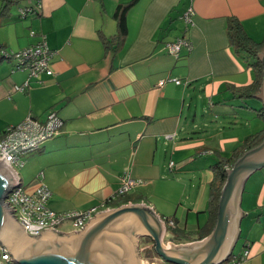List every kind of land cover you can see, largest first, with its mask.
Returning <instances> with one entry per match:
<instances>
[{
    "label": "crops",
    "instance_id": "obj_1",
    "mask_svg": "<svg viewBox=\"0 0 264 264\" xmlns=\"http://www.w3.org/2000/svg\"><path fill=\"white\" fill-rule=\"evenodd\" d=\"M129 1L20 0L33 5L20 17L0 8V50L17 51L45 36L53 51V73L30 78L23 90L14 86L27 71L12 70L11 60L0 70V136L29 114L44 120L55 111L64 121L61 131L13 166L23 187L33 189L42 173L48 206L57 212L146 204L174 222H163L164 244L197 242L209 219L212 165L263 126L262 100L238 95L254 70L230 46L226 28L233 16L253 40H263L264 0H134L122 41L106 48L117 32L114 12ZM190 3L194 13L186 24L182 14ZM181 36L191 47L175 57L166 43ZM174 77L181 83L169 80ZM26 164L28 175L21 177ZM125 176L142 182L118 194ZM56 231L79 230L66 219ZM236 231L226 260L264 264V166L244 183ZM154 259L149 264L161 258Z\"/></svg>",
    "mask_w": 264,
    "mask_h": 264
},
{
    "label": "water",
    "instance_id": "obj_2",
    "mask_svg": "<svg viewBox=\"0 0 264 264\" xmlns=\"http://www.w3.org/2000/svg\"><path fill=\"white\" fill-rule=\"evenodd\" d=\"M263 76L256 97L264 105V51L259 54ZM264 166V140L246 150L226 170L210 233L190 246L163 243L164 223L146 204H125L95 214L79 231L42 229L28 235L7 205L16 183L12 169L0 159V245L11 253L8 264H141L136 238L150 236L155 253L175 264H220L231 254L238 232L239 202L244 183ZM139 238V237H138Z\"/></svg>",
    "mask_w": 264,
    "mask_h": 264
},
{
    "label": "built area",
    "instance_id": "obj_3",
    "mask_svg": "<svg viewBox=\"0 0 264 264\" xmlns=\"http://www.w3.org/2000/svg\"><path fill=\"white\" fill-rule=\"evenodd\" d=\"M32 8L33 5L29 3L28 6L20 8L19 13L25 16ZM193 13V6L190 3L182 16L186 24L192 22ZM190 47V41L184 36L177 37L174 41L166 43L167 51L175 57L181 54L182 49L187 50ZM0 53L7 59L14 61L12 70H25L28 73V79L14 86L16 90H23L27 87L32 77H38L42 73L46 75L53 73L50 67V58L53 51L48 48L45 36H42L37 43L17 51L11 50L7 52L6 50H0ZM169 80L179 83V79L175 77L169 78ZM164 82L165 79L159 80L158 86H161ZM63 124V119L55 111H50L44 120H39L29 114L20 123L7 126L0 137V159L13 170L16 176V183L7 193L5 202H7L9 207H12V215L19 225L23 226L26 234L30 236L39 234L42 229L57 230L58 226L66 219L71 221L75 229L81 230L95 214L93 213L94 208L64 212L52 210L48 206L51 191L42 181V173H40L39 183L33 189L28 190L23 187L18 174L13 169V166L22 165L20 158L22 154L37 149L43 141L57 135L61 131ZM170 136L172 134L166 135V137ZM226 168L228 169L229 167ZM137 183H139V179L125 176L117 193H126ZM162 221L164 222L165 220ZM166 222L170 225L174 223L172 219L164 223ZM248 252V249L244 250L238 259H244ZM11 258L10 253L0 247V264H8L7 261L11 263ZM236 262L237 259L233 257L220 264H235Z\"/></svg>",
    "mask_w": 264,
    "mask_h": 264
},
{
    "label": "trees",
    "instance_id": "obj_4",
    "mask_svg": "<svg viewBox=\"0 0 264 264\" xmlns=\"http://www.w3.org/2000/svg\"><path fill=\"white\" fill-rule=\"evenodd\" d=\"M133 1L134 0H130L129 2L121 3L117 6L114 12V17L117 21V32L110 40L107 41L106 48L108 46L110 47V42L116 41L117 43H120L122 41L123 36L126 34L125 12L128 7L132 5ZM226 30L230 46L233 47L236 54L244 58H249L251 60L249 65L254 70L253 81L248 86L242 87L239 90L240 93L238 95L242 97H253L259 92L262 82L263 65L259 60V53L264 51V38L261 41L253 40L244 30L240 20L233 16L229 17ZM119 45L115 49H117ZM258 115L263 121L261 129L244 139L241 144L235 147L227 157L221 158L211 167L213 177L209 182V219L199 228L197 239L204 238L214 226L217 216L219 196L226 180V167H231L244 151L258 145L262 140H264V106H261L258 109Z\"/></svg>",
    "mask_w": 264,
    "mask_h": 264
},
{
    "label": "rangeland",
    "instance_id": "obj_5",
    "mask_svg": "<svg viewBox=\"0 0 264 264\" xmlns=\"http://www.w3.org/2000/svg\"><path fill=\"white\" fill-rule=\"evenodd\" d=\"M24 2V1H23ZM23 2H20V0H1V5H0V8H1V11H3L4 9H6L7 7V9L6 10H8V11H10V9H12V11H14L15 12V15L17 14V16H19L20 15V13H19V9L20 8H23V7H25V6H28V3H24V4H21V5H18V3H23ZM3 4H4V6H3ZM5 5H7V7L5 6ZM17 5H18V7H17ZM18 12V13H17ZM184 13V12H183ZM19 14V15H18ZM21 16V15H20ZM19 16V17H20ZM182 16H183V14H182ZM182 19H183V17H182ZM12 50V49H11ZM14 51V50H13ZM1 55V54H0ZM0 70L1 71H4L5 70V72L9 69V67H8V64L7 63H9L8 61H9V59H7V58H2V57H0ZM12 62H13V60H11ZM10 61V62H11ZM5 65H6V67H5ZM24 71V70H23ZM18 74H21V75H23V74H25V73H18ZM28 79V78H27ZM174 82V81H173ZM174 83H176V82H174ZM179 83H181V81L179 80ZM179 83H176V84H179ZM21 122V121H20ZM20 122H18V123H20ZM17 122H16V124H18ZM16 124H10V125H16ZM47 140V139H46ZM44 142V141H43ZM42 142V143H43ZM229 155V154H228ZM227 155V156H228ZM227 156H225V157H227ZM28 171H29V167H28V164H26L25 165V167H23L22 169H21V177H23V176H27L28 175ZM140 182H142V180H139V183ZM138 184V183H137ZM136 184V185H137ZM209 199V198H208ZM139 237V247H140V250H141V252H143V256H146V259H147V261H146V264H149L151 261H154L155 259H154V257L156 256V258H159L160 259V257L158 256V255H156V253H155V251H154V249H153V243H152V239H151V237L150 236H144V235H140V236H138ZM137 237V238H138ZM165 244H167L166 242H165ZM190 244H193V243H190ZM190 244H184V245H186V246H190ZM240 246H241V238H239V240L237 241V244H236V246H235V251H237L239 248H240ZM0 247L2 248H4L5 250H7L8 252H9V250L7 249V247L6 246H2V245H0ZM10 253V252H9ZM10 256H11V253H10ZM141 257H142V255H141ZM143 258V257H142ZM144 259V258H143ZM154 263H156V264H175V263H171V262H166V261H164V260H162V258L160 259V261H155Z\"/></svg>",
    "mask_w": 264,
    "mask_h": 264
},
{
    "label": "bare ground",
    "instance_id": "obj_6",
    "mask_svg": "<svg viewBox=\"0 0 264 264\" xmlns=\"http://www.w3.org/2000/svg\"><path fill=\"white\" fill-rule=\"evenodd\" d=\"M136 241H137V238H136ZM166 246H168V245L166 244ZM141 264H143V263L141 262Z\"/></svg>",
    "mask_w": 264,
    "mask_h": 264
}]
</instances>
